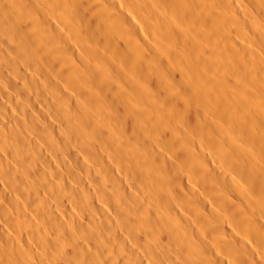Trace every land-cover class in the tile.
<instances>
[{
    "label": "bare ground",
    "instance_id": "obj_1",
    "mask_svg": "<svg viewBox=\"0 0 264 264\" xmlns=\"http://www.w3.org/2000/svg\"><path fill=\"white\" fill-rule=\"evenodd\" d=\"M0 264H264V0H0Z\"/></svg>",
    "mask_w": 264,
    "mask_h": 264
}]
</instances>
